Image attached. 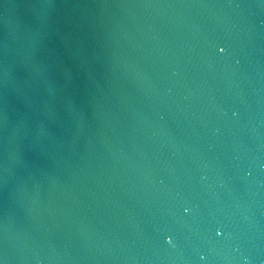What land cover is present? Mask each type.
<instances>
[{
	"label": "water",
	"instance_id": "water-1",
	"mask_svg": "<svg viewBox=\"0 0 264 264\" xmlns=\"http://www.w3.org/2000/svg\"><path fill=\"white\" fill-rule=\"evenodd\" d=\"M246 262L264 0H0V264Z\"/></svg>",
	"mask_w": 264,
	"mask_h": 264
},
{
	"label": "clouds",
	"instance_id": "clouds-1",
	"mask_svg": "<svg viewBox=\"0 0 264 264\" xmlns=\"http://www.w3.org/2000/svg\"><path fill=\"white\" fill-rule=\"evenodd\" d=\"M216 235H217V236H220V235H221V233L218 231V232L216 233ZM246 264H247V262H246Z\"/></svg>",
	"mask_w": 264,
	"mask_h": 264
},
{
	"label": "snow or ice",
	"instance_id": "snow-or-ice-1",
	"mask_svg": "<svg viewBox=\"0 0 264 264\" xmlns=\"http://www.w3.org/2000/svg\"><path fill=\"white\" fill-rule=\"evenodd\" d=\"M168 243H171V240H169Z\"/></svg>",
	"mask_w": 264,
	"mask_h": 264
}]
</instances>
